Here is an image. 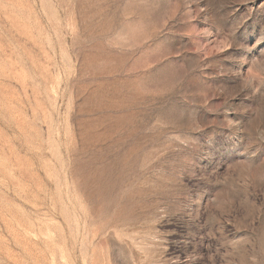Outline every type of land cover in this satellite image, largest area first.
<instances>
[{
    "label": "rangeland",
    "instance_id": "rangeland-1",
    "mask_svg": "<svg viewBox=\"0 0 264 264\" xmlns=\"http://www.w3.org/2000/svg\"><path fill=\"white\" fill-rule=\"evenodd\" d=\"M0 264H264V0H0Z\"/></svg>",
    "mask_w": 264,
    "mask_h": 264
}]
</instances>
